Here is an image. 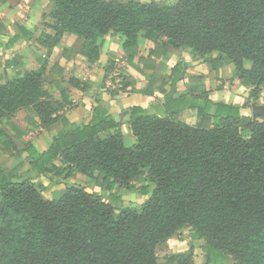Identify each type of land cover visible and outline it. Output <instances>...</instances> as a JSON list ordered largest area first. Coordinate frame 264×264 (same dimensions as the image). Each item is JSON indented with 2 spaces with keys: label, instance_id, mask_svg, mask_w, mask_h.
<instances>
[{
  "label": "trees",
  "instance_id": "1",
  "mask_svg": "<svg viewBox=\"0 0 264 264\" xmlns=\"http://www.w3.org/2000/svg\"><path fill=\"white\" fill-rule=\"evenodd\" d=\"M51 18L54 35H42L39 43L49 53L63 34L75 35L76 42L62 51L67 60L76 54L97 60L99 38L109 32L124 37L125 61L147 86L137 90L133 76H120L117 83L112 78L111 98L151 97L166 89L162 108L152 114L128 110L135 138L130 146L111 115L95 113L87 125L72 124L69 133L56 135L48 150L38 153L20 139L26 130L13 115L31 109L38 125L48 129L63 110L47 92L51 83L63 82V70L55 64L47 74L42 62L0 84V125L6 118L14 129L13 135L0 130V149L11 154L19 147L36 178L90 175L94 187L115 202L120 200L115 187L147 199L115 216L100 194L71 186L48 201L37 189L44 192L39 180H16L0 170V264H157L156 247L183 228L192 231L193 240L204 239L205 264H264V120L242 116L240 106L202 98L199 105L195 96L176 92L178 66L167 76L157 63L181 48L200 58L218 53L256 99L264 89V0H175L166 6L54 0ZM12 29L4 47L30 42L31 33L18 25ZM142 31L155 45L146 59L136 57ZM113 72L110 66L105 79ZM68 83L81 92L89 86L76 78ZM187 108L199 123L170 116ZM191 253L173 259L188 264Z\"/></svg>",
  "mask_w": 264,
  "mask_h": 264
},
{
  "label": "crops",
  "instance_id": "2",
  "mask_svg": "<svg viewBox=\"0 0 264 264\" xmlns=\"http://www.w3.org/2000/svg\"><path fill=\"white\" fill-rule=\"evenodd\" d=\"M108 1L121 3L152 2L158 6L175 4V0ZM53 9L54 0H0V84L22 76L25 71L37 70L42 62L47 64V74L55 64L63 70V82H53L47 86L49 96L52 100L62 104L63 110L48 129H43L38 125L37 116L33 110L20 109L15 112L13 120L26 130L20 139L30 144L36 152L44 153L56 135L69 133L72 124L87 125L93 115L98 113L111 115L114 122L119 124L123 139L127 138L128 142L133 144L134 137L131 136L127 124L128 110L132 107H139L150 114L154 113L157 107L162 108L161 104L167 90L155 91L151 97L142 93H132L123 95L116 100L112 99L110 90L114 88V85L113 87L108 86L110 74L105 79L106 70L110 66L113 71L121 67L124 77L133 76L136 80L135 88L137 90L142 91L147 86L146 78L125 61L124 37L109 32L99 38L97 40V60L90 59V56L88 57L86 54H76L73 59H65L62 56V51L68 50L77 40L75 35L69 33L63 34L59 44L48 53L47 49L40 45L39 40L42 35H54V32L49 28L54 22L51 18ZM14 25H18L31 33L32 38L29 43L19 42L13 47H4L3 45L7 43V40L15 34L12 29ZM136 43V57L144 59L151 57L155 45L147 40L146 32L138 33ZM157 63L164 67L163 72L167 76L171 74L175 65L178 66L180 71L175 83V90L179 94L192 95L198 100L201 98L208 99L214 104L240 106V114L251 118H254L252 106L263 107V93L259 94L256 99H249L251 88L243 85L235 77L233 64L226 62L225 57L218 53H211L200 58L193 56L189 49L181 48L176 55L157 59ZM70 78L88 83V90L81 92L74 89L68 83ZM262 112L264 114V109ZM170 116L187 125H195L200 121L197 113L189 108L177 111ZM27 118L32 119L36 124H29ZM255 118L264 120V117L257 116ZM0 130L11 135L14 134V129L6 118L2 120ZM1 140L2 134H0V142ZM15 169L16 174L11 173L13 179H29L32 183L39 180L44 191L51 196L50 201L53 200L55 191L62 192L66 189L57 190L54 185L52 187L53 179L36 178L30 171L28 155L19 147L11 148V154L0 149V170L10 173ZM79 177L72 174L68 178L72 182H80Z\"/></svg>",
  "mask_w": 264,
  "mask_h": 264
},
{
  "label": "rangeland",
  "instance_id": "3",
  "mask_svg": "<svg viewBox=\"0 0 264 264\" xmlns=\"http://www.w3.org/2000/svg\"><path fill=\"white\" fill-rule=\"evenodd\" d=\"M119 67V66H117ZM121 67L117 68V70H115L108 79V86L113 87V84L111 83L112 78H115L116 83L119 81V77L123 76V72L121 71ZM116 74V75H115ZM251 88V87H250ZM253 89V88H252ZM250 89V90H252ZM252 91H250V97L249 99H253L255 98L257 95H252L251 94ZM263 93L264 95V89L262 88L260 90L261 94ZM259 97V95H258ZM201 100H198V104H201ZM262 106L264 107V102H262ZM124 143L126 146H130L131 143L128 142V139L125 138ZM134 143H135V138H134ZM133 143V144H134ZM66 172V171H65ZM11 173H15L16 174V169L15 171H10V175ZM80 180L79 181H70L69 178H54L53 180L54 182L52 183V187L53 185L55 187H57V190H61L62 188H67V187H71V186H78V187H82L84 188L88 193L93 194H100L102 200L108 204H110L114 210V215L116 216L121 210L125 209V208H133L134 206L138 205V204H143L144 201L147 199V197H138L135 196L134 194H130L125 192L124 188H119V187H115L114 190L112 192H114L115 195L120 197V200L118 202L113 201L108 192H102L100 188L98 187H94V185L92 184V182L94 181L93 178H91V176L89 175L87 178L81 174H76ZM51 176H53L51 174ZM17 180H24V179H17ZM57 181V182H56ZM50 183V184H51ZM49 184V183H48ZM38 191L41 193V195L43 196L44 199L50 201L51 196L49 195L48 192H43L41 191L39 188H37ZM53 194V198L52 199H58L61 195L62 192H57ZM192 235V231L188 228H183L178 230L175 235L173 237H171L169 240H167L166 242H163L161 244H159L156 247V258H157V264H179L178 260L173 259V256L177 255L178 253H182V252H187L189 250L192 251L191 253V258L188 260V264H205L204 261V252H203V247L205 246V241L202 238H198L196 240H193L191 238Z\"/></svg>",
  "mask_w": 264,
  "mask_h": 264
},
{
  "label": "water",
  "instance_id": "4",
  "mask_svg": "<svg viewBox=\"0 0 264 264\" xmlns=\"http://www.w3.org/2000/svg\"><path fill=\"white\" fill-rule=\"evenodd\" d=\"M253 108V117H264V114L262 112V110L264 109L263 107H260V106H252Z\"/></svg>",
  "mask_w": 264,
  "mask_h": 264
},
{
  "label": "built area",
  "instance_id": "5",
  "mask_svg": "<svg viewBox=\"0 0 264 264\" xmlns=\"http://www.w3.org/2000/svg\"><path fill=\"white\" fill-rule=\"evenodd\" d=\"M116 75V74H115ZM32 135V134H31Z\"/></svg>",
  "mask_w": 264,
  "mask_h": 264
}]
</instances>
